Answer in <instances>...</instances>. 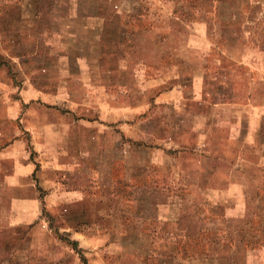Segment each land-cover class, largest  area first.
<instances>
[{"label":"rangeland","instance_id":"obj_1","mask_svg":"<svg viewBox=\"0 0 264 264\" xmlns=\"http://www.w3.org/2000/svg\"><path fill=\"white\" fill-rule=\"evenodd\" d=\"M73 2L75 0H0V264H264V211H259L260 206L251 199L261 190L243 184L247 177L252 178L250 183L263 180L264 0H259L262 6L254 19L246 6L240 16H244L240 25L245 26L249 47L248 54L242 59L243 67L249 71L250 81L260 86L250 96L254 105L251 112L234 118H240L244 123L235 120L222 127L224 139L217 146L227 153L219 162L226 167L214 177L210 176L214 166L208 157L201 161L204 171L185 173L160 172L156 168L166 163V159L160 153L153 155L141 150L135 156L122 152L121 160H116L117 155L105 156V167L100 166V157L90 150L82 162L80 152L76 154L74 148L67 147L62 141L63 135L68 134L65 126L62 129L49 126V111L54 118H60L61 113H74L76 120L87 119L92 115L86 106L90 100L99 97L105 105L108 102L106 95H113L120 99L117 114L121 123L114 125L115 131H120L126 139L141 140L146 131L140 125L154 105H169L166 112H176V115H170L173 119L184 110V96L179 87L163 91L161 95L159 92L164 84L155 76H140L137 72L130 77L84 75V70L86 73L88 69L86 61L73 57L74 48L80 46L77 36L84 31L96 30V26L88 28L78 18H69V7ZM123 3L127 10L124 16L140 19L136 25L124 30L126 36L142 32L145 25L147 28L151 23L155 26L156 19L165 20L166 24L169 20L183 33L180 59L192 63L208 54L204 61L210 70L225 67L218 65L220 53L215 52L210 41L216 33L209 23L215 24L220 16L214 3L201 0H123ZM154 29L160 35L170 32L169 27ZM255 33L260 40L258 45L252 38ZM40 53L44 55L42 60L37 57L21 60L41 56ZM118 80L125 87L120 91L125 94L128 90L129 97L117 96ZM99 82L108 85L106 93H96V89L102 91L96 87ZM196 83L204 87L202 79ZM176 84L175 77L170 76L169 86L172 88ZM188 95L200 99L198 92H188ZM152 97L153 103H150ZM163 99L166 103H161ZM103 112L97 116L112 117V108ZM214 113L212 110L210 116ZM199 118V121L195 118V125L197 122L196 126L207 133L208 116ZM75 131L80 132L79 125ZM81 132H86L84 126H81ZM225 132L228 138H225ZM56 138H61L57 145L54 143ZM196 142L203 151L212 149L208 140ZM166 158L172 166L179 156L172 154ZM108 161L113 165L111 169H108ZM145 165L150 167L146 173ZM129 166L144 169L142 172L137 170L138 186L144 181H153L163 185L161 190L169 182L184 178L185 211L188 212V207L197 211V217L185 223L189 232H183L178 220H174L179 214L178 207L155 209L150 201L140 200L143 207L138 201L139 218L137 212L134 214L132 195L128 196L127 188H121L122 205L118 210V203L114 201L116 183L119 178L122 183L129 180L132 174L127 171ZM241 173L245 179L240 178ZM130 178L132 180L133 176ZM70 193L75 201L82 198L81 194H89L105 203L82 206L80 201L70 203L67 202L71 200ZM214 201L228 207L226 213L231 220L213 213ZM145 211L150 212L148 216ZM237 219L247 221L246 226H240ZM197 225L205 235L186 234H194ZM232 225H236L238 235L229 236ZM242 229L248 233H242ZM202 236L204 244L196 243ZM212 238L221 242L214 244ZM69 241L77 242L78 246H72ZM129 241L137 242L138 249L130 247ZM239 241L242 245L236 250L234 244H240ZM230 246L232 251L228 250Z\"/></svg>","mask_w":264,"mask_h":264},{"label":"crops","instance_id":"obj_2","mask_svg":"<svg viewBox=\"0 0 264 264\" xmlns=\"http://www.w3.org/2000/svg\"><path fill=\"white\" fill-rule=\"evenodd\" d=\"M214 4L220 15L218 18L219 21L215 24L209 22H206V24L209 23L210 29L213 31L215 30L214 33H216L214 38L210 41L211 45L215 48V52L218 51L220 53L219 58L221 61L219 62L221 65L220 63L218 65L220 67L222 65L225 66L224 68L215 69V71L210 70L207 66L208 63L204 61L209 56L208 54L203 57L200 56L199 61L196 60L192 63H186V61L180 59V42L182 41L183 33L178 26H175V22L170 23L168 20V24H166L165 20L161 21L156 19L155 26L151 23V26L149 25V28H147V25H145L143 26L145 30L142 32L133 36H126L124 30L130 26L133 27L136 25L140 19L128 18V15L124 16L127 10L123 0H75V2H73V5L69 7V18H78L80 23H82L83 26L86 25L88 28L96 26V30H88L80 33V35L77 36V42L78 44L80 43V46L74 48L73 57L86 61L88 69H86V73L84 70V75L102 77L106 74H112V76L125 75L130 77L134 76L137 72L140 76H155V79L161 80L162 85L164 84L159 94L163 91H171L178 86L181 90V96H184L182 101H185L182 103L184 110L180 112V114L177 113V117L175 116L176 119L170 117L172 113L167 114L166 109L170 108L169 105H154L150 110V114L147 115L146 121L140 125L141 128L146 131L145 137H141V140L132 139L131 137L126 139L120 131H115L114 125L121 123L120 116L117 114L120 108V99L114 98L113 95H106L108 99H105L108 102L105 105L101 103L102 99L99 97H97L96 100H90L86 106L90 109L92 115L87 119L82 117L80 120H76L73 117L74 113H66L64 115L61 112L60 118H54L52 111L47 112L51 117V120L48 122V124H50L49 126L57 129H62V127L65 126V129L68 130V134L63 135L65 137L62 141H65L67 147L74 148L72 150H74L76 154L80 152L81 155L79 156L82 162L84 161L83 157L88 155L90 150L94 151L92 153L94 156L100 157L101 167H105L106 165L105 156L113 157L117 155L116 160H121L120 156L122 152L127 153L129 156H135L136 153L141 150L148 153L152 152L153 155L160 153L162 158L164 157L163 159H166V163H161V165L156 168L160 170V172L177 173L184 171L185 173V171L191 170L204 171L205 169L202 167L201 161H203V158L206 159V157H208V160L211 158V163L214 166L210 170V176L214 177L218 171L225 169L226 166H221L219 162L224 158L223 154L227 153L220 151L217 146V143L224 139L222 127L226 124L231 125L232 122L235 123V120H239L240 124L244 123L240 118H234L236 116L238 117V115L245 116L247 113L251 112V106L253 104L250 96H252V92L257 91V87L260 86L250 81L249 71L243 67L242 59L248 54L249 47H247L248 44L246 43L245 26L240 25L241 21H244V16L241 18L240 16L243 11L245 12L243 7L246 6L249 15L254 19L262 3L259 2V0H217ZM65 8L67 9L68 6ZM151 12L148 11V13ZM233 18H235V20H241L235 21ZM35 23L37 22L35 21ZM132 23L133 25H131ZM164 26L170 28V32L167 35H160L159 32L154 29L156 27L163 29L165 28ZM252 38H255V44L258 45L260 40L256 37V33ZM40 55L41 56L34 55L30 58H23L21 60H33L35 57L42 60V56L44 55L41 53ZM170 76L175 77L177 82L172 88V85L169 86ZM201 79L204 82V87L202 88L201 83H196L197 80ZM99 81L101 82L100 79ZM133 81L134 80L131 82ZM100 82L96 87L102 91L96 89V93L107 91L108 85ZM117 82H119L117 85V96L122 97L124 95L125 97L128 95V90L125 94H122L120 91V89L122 90V87H124V84H120L122 81L118 80ZM133 90L132 92L137 91ZM192 91L198 92L200 94L198 98L200 99L190 97L188 92ZM144 92L147 91L145 90ZM209 95L210 97L208 98ZM153 99L154 97L150 99V103H153ZM161 103H166V100L163 99ZM108 107L112 108V117L104 118L97 116ZM133 107L135 108L137 106L135 105ZM212 110L215 111V113L213 116H210ZM230 111L231 113L228 114ZM173 113L175 114L172 115H176V112ZM218 113L221 114L218 115ZM56 114L57 113H54V115ZM115 115L117 118H115ZM206 115L208 116L206 124L209 127L207 133L196 126L197 122L195 125V118H198L199 121L200 116L205 117ZM78 125L80 126L79 133L75 131ZM81 126H84L86 132H81ZM201 136L203 138H200ZM225 138H228L226 132ZM203 139L208 140L210 147H212V149H208V152L203 151L204 149L196 142L197 140ZM43 141H46V139H43ZM59 141H61V138H56L54 143L57 145ZM172 154L178 155L179 159L172 164V166H169L170 164L166 157H170ZM109 164L108 161V169H111L113 165ZM144 169L146 173L148 171L147 169H150V167L145 165ZM144 169L141 167L139 169L137 166H129L127 171L132 173V180L130 178L131 175H129V180H125L123 183L120 178L117 179V191L114 201L118 203V210L121 209L122 205L120 196L121 188H127L128 196H130V194L132 195V201L130 199L131 196L129 200L134 205V214L137 212L138 217L141 216V210L138 209L137 211L138 203L140 202L141 208L143 207L140 200H144L145 202L150 201L155 209L169 206L178 207L179 214L176 215V219L174 220H178L180 229L183 232H185V230L189 232V227L186 226L185 223L192 218L195 219V216L197 217V211H194V207H188L187 213L185 211L186 205H184L182 196L185 188L184 178L182 177L180 181H176L175 183H173V181L171 183L169 182L161 190L160 187L163 185L153 181H144L142 185L138 186V179L136 177L137 170L142 172ZM263 171L264 170H262L261 176L263 180L261 183H250L252 178L250 179L249 177L243 182L245 186H256L262 191H260L257 196L251 197L253 202L260 206L259 211H264ZM240 176H242L240 177L241 179L244 178L242 173ZM138 191L141 192L140 195L143 197L138 195ZM81 196L82 198L80 200L75 201L76 199H72L73 194L70 193L69 197L71 200L67 202L78 203L80 201L79 205L81 206L95 204L94 202L105 203L103 199H94L89 194H81ZM65 198H68V196L65 195ZM174 200H176V203H174ZM41 201L43 202V200ZM107 201L111 202L110 199H107ZM190 202L194 204V201ZM213 204L216 205L212 208L214 214L231 220L230 218L232 217H229L226 213L228 207L225 206L224 203L214 201ZM167 209L170 210L169 208ZM149 213L145 211L146 216H148ZM168 218L169 217L166 216V219L169 221L170 219ZM262 218V226L264 227V215ZM237 221L240 226H246L247 221L240 219H237ZM247 224L249 225V222ZM201 230V227L197 225L195 227V233L197 234H186L189 236L199 235L202 232ZM72 242L75 241H69V243ZM128 244H130V247L135 246L138 249L136 246L138 245L137 242L129 241ZM77 246L78 243L76 247ZM80 251L82 252L81 249Z\"/></svg>","mask_w":264,"mask_h":264},{"label":"trees","instance_id":"obj_3","mask_svg":"<svg viewBox=\"0 0 264 264\" xmlns=\"http://www.w3.org/2000/svg\"><path fill=\"white\" fill-rule=\"evenodd\" d=\"M201 1H203V2H205V1H206V2H210L211 4L217 2V0H201ZM212 211H213V210H212ZM233 228H234V229H233ZM201 231H202V232H201V235H205L204 230L202 229ZM241 232L243 233V232H245V230L242 229ZM238 234H239V233H238V230H237L236 225H232V232L229 234V236H231V235H238ZM245 234H246V233H245ZM229 236H227V237H229ZM241 237H244V236H241ZM211 240H212V242H213L214 244H219V243L221 242L220 239H217V238H214V239L212 238ZM226 240H227V239H226ZM226 240H225V241H226ZM203 241H205L204 238H203V236H202L201 238H199V239H196V243H198V244L201 243V245L204 244ZM212 242L209 243V244H212ZM233 242H234V240H233ZM239 242H240V244H234L236 250H237L238 247H241V245H242V242H241V241H239ZM70 244H72V245H74V246L77 245L76 242H72V243H70ZM227 247H228V246H227ZM228 250H229V251H232V247L230 246ZM215 251H216V250H215Z\"/></svg>","mask_w":264,"mask_h":264}]
</instances>
